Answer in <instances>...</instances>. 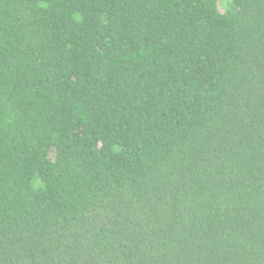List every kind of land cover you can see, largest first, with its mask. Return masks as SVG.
<instances>
[{
    "label": "trees",
    "instance_id": "1",
    "mask_svg": "<svg viewBox=\"0 0 264 264\" xmlns=\"http://www.w3.org/2000/svg\"><path fill=\"white\" fill-rule=\"evenodd\" d=\"M0 264H264V0H0Z\"/></svg>",
    "mask_w": 264,
    "mask_h": 264
}]
</instances>
